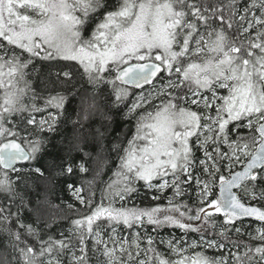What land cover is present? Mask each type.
I'll return each mask as SVG.
<instances>
[{"label":"snow or ice","instance_id":"1","mask_svg":"<svg viewBox=\"0 0 264 264\" xmlns=\"http://www.w3.org/2000/svg\"><path fill=\"white\" fill-rule=\"evenodd\" d=\"M58 180L86 211L57 237L25 213ZM0 235V264H264V0H0Z\"/></svg>","mask_w":264,"mask_h":264},{"label":"trees","instance_id":"2","mask_svg":"<svg viewBox=\"0 0 264 264\" xmlns=\"http://www.w3.org/2000/svg\"><path fill=\"white\" fill-rule=\"evenodd\" d=\"M37 68L39 69V63H37ZM33 79H37V76L34 74ZM137 91V90H135ZM139 91V90H138ZM76 107V103L74 102L69 111ZM40 114H37V119H39ZM72 119H75V115L73 113ZM102 117L97 114L94 117V124L92 126L91 131H95L96 128H100V124L102 122ZM132 121L125 120L121 115H116L114 120L112 121L111 127L106 132V136L103 139H100L98 144L93 145L92 147L86 149L91 152V158L88 160L87 166L90 171L84 174L82 177L77 176L74 178V181L77 186H81L82 183L91 180L94 173L97 170L103 169L102 176L103 179H107L111 174V170L115 167L116 164V155L112 152L111 143L113 142V138L117 135V133L124 132L126 129H130L132 126ZM88 129H79L78 127L74 128L71 121L69 120L67 123L63 125L62 134L71 138L74 135L84 133L87 134ZM101 131H104L101 128ZM60 137H56L59 139ZM85 186V195L87 194V185ZM171 191V190H169ZM146 191H142V182L140 186V195L138 197H133L132 203H137L139 207H152L153 203L145 195ZM97 199L99 198V191L96 192ZM31 205L30 208L32 211L30 213H25L28 218L36 222L39 220L41 226L44 222H53L51 233L57 235L59 232H64L67 235V230L71 227V220L78 218L79 215L84 213L86 209H84L78 201L72 196L71 192L66 189L63 180H58L54 185H50L47 188L41 187L39 189V195L33 192L30 196ZM73 205V208L69 209L68 205ZM156 204L162 205V203L158 202ZM244 222H249L251 224H256V222L245 220ZM249 225V226H250ZM167 232L168 228L163 229ZM48 231V229H45ZM196 235V234H193ZM191 236V235H190ZM4 237L0 235V241H3ZM6 251L3 247H0V258L6 255Z\"/></svg>","mask_w":264,"mask_h":264},{"label":"rangeland","instance_id":"3","mask_svg":"<svg viewBox=\"0 0 264 264\" xmlns=\"http://www.w3.org/2000/svg\"><path fill=\"white\" fill-rule=\"evenodd\" d=\"M196 155H197V157H200V156H202V153H200V152H196ZM199 168H197L196 170H195V174H198L199 173ZM186 188H187V191H188V193H189V195H190V197H191V199H189L188 197H185V200L188 202V203H192L195 199H196V189H195V183H194V181H193V183H192V185L191 186H188V185H186L185 186ZM142 191H146V193H145V195H146V197L150 200V202H152L153 203V205L152 206H155V205H157L156 203H162V205H167V200L164 198V197H162L160 200H152L151 199V196L152 195H154V194H156V193H154V192H149L148 190H146L145 188H143L142 187ZM165 196H170L171 195V191H167L165 194H164ZM134 205H138L137 203H134ZM244 224H245V226H246V230L247 231H253L256 227H258L259 226V223H256V224H251L250 225V223L249 222H244ZM250 225V226H249ZM168 232L165 230H162L161 232H160V236L161 237H163L164 239H168L169 238V235L170 234H174V235H176V236H180L181 235V233L179 232V230H176V229H171V228H168ZM149 231H151V228H149ZM155 235V234H154ZM233 239H236V236H234L233 235V237H232ZM189 239H198V236L197 235H191L190 237H189ZM243 239H247V236H244L243 237ZM208 254L209 255H218V253H215L213 250H209L208 251Z\"/></svg>","mask_w":264,"mask_h":264},{"label":"water","instance_id":"4","mask_svg":"<svg viewBox=\"0 0 264 264\" xmlns=\"http://www.w3.org/2000/svg\"><path fill=\"white\" fill-rule=\"evenodd\" d=\"M245 220H251V221H253L251 218H245ZM245 220H244V221H245ZM257 223H259V222H257Z\"/></svg>","mask_w":264,"mask_h":264},{"label":"bare ground","instance_id":"5","mask_svg":"<svg viewBox=\"0 0 264 264\" xmlns=\"http://www.w3.org/2000/svg\"><path fill=\"white\" fill-rule=\"evenodd\" d=\"M251 221V220H250ZM254 222V221H253Z\"/></svg>","mask_w":264,"mask_h":264}]
</instances>
